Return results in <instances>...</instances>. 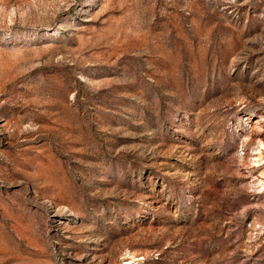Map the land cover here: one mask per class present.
<instances>
[{
    "label": "rangeland",
    "instance_id": "rangeland-1",
    "mask_svg": "<svg viewBox=\"0 0 264 264\" xmlns=\"http://www.w3.org/2000/svg\"><path fill=\"white\" fill-rule=\"evenodd\" d=\"M0 264H264V0H0Z\"/></svg>",
    "mask_w": 264,
    "mask_h": 264
}]
</instances>
